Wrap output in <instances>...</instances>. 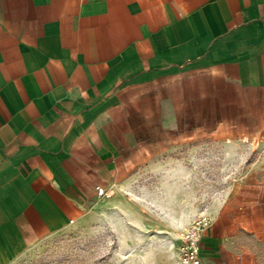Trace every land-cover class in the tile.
I'll return each instance as SVG.
<instances>
[{"label":"crops","instance_id":"obj_1","mask_svg":"<svg viewBox=\"0 0 264 264\" xmlns=\"http://www.w3.org/2000/svg\"><path fill=\"white\" fill-rule=\"evenodd\" d=\"M246 96L264 0H0V264L72 227L162 234L195 145L264 143L230 118ZM241 196L213 201L205 264H264V200Z\"/></svg>","mask_w":264,"mask_h":264},{"label":"rangeland","instance_id":"obj_2","mask_svg":"<svg viewBox=\"0 0 264 264\" xmlns=\"http://www.w3.org/2000/svg\"><path fill=\"white\" fill-rule=\"evenodd\" d=\"M263 98L246 96L245 111L229 113L241 125L236 130L242 136L264 138ZM220 147L215 143H198L192 155L186 157L185 166L191 172H182L177 181V199L166 209L172 215L167 217L162 234H152L146 240L137 223L131 230L123 225L91 230L72 227L38 244L13 264H177L178 235L183 228L177 226L182 225L189 211L197 214L207 208L210 213L213 201L229 198L235 191L242 193V200L249 195L264 200L259 196L264 188V157L259 160L264 143L247 144L241 148V157L227 161L217 157ZM137 194L133 199H139L141 193ZM149 194L155 196L153 192ZM150 211L158 212L152 207ZM159 214L163 216L160 211Z\"/></svg>","mask_w":264,"mask_h":264},{"label":"built area","instance_id":"obj_3","mask_svg":"<svg viewBox=\"0 0 264 264\" xmlns=\"http://www.w3.org/2000/svg\"><path fill=\"white\" fill-rule=\"evenodd\" d=\"M98 193L103 195V189H98ZM211 224L212 217L208 209L203 208L194 215L189 225L181 229L178 235L179 264H205L202 257V237Z\"/></svg>","mask_w":264,"mask_h":264}]
</instances>
